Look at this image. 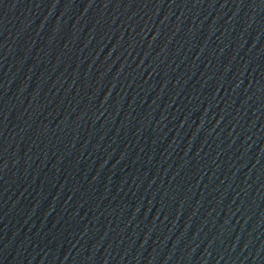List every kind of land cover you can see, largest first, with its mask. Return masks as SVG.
Wrapping results in <instances>:
<instances>
[{
	"label": "water",
	"instance_id": "obj_1",
	"mask_svg": "<svg viewBox=\"0 0 264 264\" xmlns=\"http://www.w3.org/2000/svg\"><path fill=\"white\" fill-rule=\"evenodd\" d=\"M0 264H264V0H0Z\"/></svg>",
	"mask_w": 264,
	"mask_h": 264
}]
</instances>
